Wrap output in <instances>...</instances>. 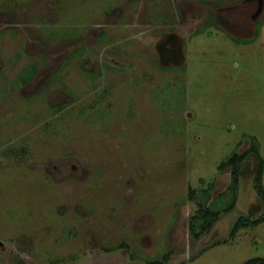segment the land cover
<instances>
[{
    "label": "rangeland",
    "instance_id": "1",
    "mask_svg": "<svg viewBox=\"0 0 264 264\" xmlns=\"http://www.w3.org/2000/svg\"><path fill=\"white\" fill-rule=\"evenodd\" d=\"M253 136L264 158V0H0V264L264 257V222L222 243L264 214L254 154L236 208L189 225Z\"/></svg>",
    "mask_w": 264,
    "mask_h": 264
},
{
    "label": "trees",
    "instance_id": "2",
    "mask_svg": "<svg viewBox=\"0 0 264 264\" xmlns=\"http://www.w3.org/2000/svg\"><path fill=\"white\" fill-rule=\"evenodd\" d=\"M260 27L256 34L260 33ZM235 41H239L242 43H251L253 40H243L239 38H233ZM35 75V70L30 71L28 75L25 77L24 82L30 81ZM253 141L251 142L250 147L244 149V151L235 152L232 156H230L227 160H224L220 165V170L229 169L230 171V183L228 188L218 194L215 199L211 200V190L215 188V183L212 181L208 183L206 189L203 190L192 188L191 198L192 199H200L198 203L199 209L198 211L193 214L190 218V231L195 239H199L204 233L209 232L214 224H216L222 217L223 213L230 212L236 208L238 197H239V190H240V183L242 177V170L244 168V164L252 154L256 155L259 162L258 168L254 178V187L257 191L258 196L264 203V158L261 154L260 148V141L257 137L253 136ZM199 195H198V193ZM264 222V214L254 218L252 216H248L247 214L243 213L238 216L236 221L233 224V227L230 231L228 239H225L224 243H229L236 238L238 232L242 228H250L258 226L259 224ZM220 244L217 242L214 245ZM206 251V250H205ZM169 259L168 254H164L161 260H155L151 264H165ZM243 264H264V257H253L246 260Z\"/></svg>",
    "mask_w": 264,
    "mask_h": 264
},
{
    "label": "flooded vegetation",
    "instance_id": "3",
    "mask_svg": "<svg viewBox=\"0 0 264 264\" xmlns=\"http://www.w3.org/2000/svg\"><path fill=\"white\" fill-rule=\"evenodd\" d=\"M230 234V233H229ZM230 242V241H229ZM222 243H224V242H222ZM216 244V243H215ZM212 245H214V244H212ZM217 245H219V244H217ZM209 247V246H208ZM162 259V257L160 258V257H158V258H156V259H153V260H151V261H149V264H151L152 262H154L155 260H161Z\"/></svg>",
    "mask_w": 264,
    "mask_h": 264
}]
</instances>
